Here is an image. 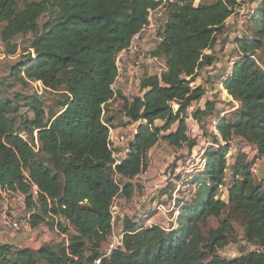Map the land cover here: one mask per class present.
<instances>
[{"label":"trees","instance_id":"1","mask_svg":"<svg viewBox=\"0 0 264 264\" xmlns=\"http://www.w3.org/2000/svg\"><path fill=\"white\" fill-rule=\"evenodd\" d=\"M242 1L202 0L198 6L196 0L168 2L162 42L152 52L153 58L165 61L166 69L161 76L142 78V95L126 100L124 113L139 127L126 159L116 164L119 149L111 144L107 115L122 97L114 89L120 76L117 59L148 25L150 12L161 0H0L1 41L33 37L30 54L12 66L11 78L64 93L62 111L50 116L38 98L15 95L33 114L20 126L15 115L20 106L7 98L5 83H0V199L4 193L26 195L32 228L46 225L66 235L67 223L77 234L67 246L33 250L0 245V264H264V187L244 155L232 168L227 160L236 138L255 147L264 159V69L256 60L264 49V0L250 18L251 38L235 41L241 58L232 77L223 82L239 106L230 116L218 117L216 146L207 149L204 171L190 182L197 187L195 195L178 205V228L166 231L160 225L129 223L122 248L109 257L101 254L113 229L114 201L132 196V181L146 170L150 151L161 141L175 148L196 146L187 135L186 119L206 91L192 85L203 69L214 65L206 52L215 48ZM44 16L50 18L41 31ZM7 53L16 55L17 47ZM215 109L207 102L193 117L202 122ZM158 121L164 125L157 127ZM228 170L234 182L226 202L218 197ZM227 210L229 217L221 221ZM236 213L246 221L247 241L259 251L226 260L219 250L235 241L231 219ZM210 219L220 228L205 236Z\"/></svg>","mask_w":264,"mask_h":264},{"label":"rangeland","instance_id":"2","mask_svg":"<svg viewBox=\"0 0 264 264\" xmlns=\"http://www.w3.org/2000/svg\"><path fill=\"white\" fill-rule=\"evenodd\" d=\"M40 0H29V2H39ZM173 1V0H172ZM212 0H203V2H211ZM259 0H243L241 6L236 9V13L231 17L225 25L223 34L218 36L217 44L212 51L206 54L214 59V65L205 68L199 73V77L192 86H202L206 95L203 98L208 102H213L216 106L215 112L198 122L193 113L197 109L196 103L193 104L194 109L189 110V118L186 121L187 135L190 141L195 142L196 146L190 149L188 145L181 148H175L166 141H161L151 151L147 158L146 170L138 176L134 181V191L130 198L119 196L115 200L116 216L110 236L106 243L102 245L101 254H108L111 244L121 240L124 236L126 227L130 224L143 225H160L166 231L178 228L179 207L182 203H187L197 190L194 184L190 185L195 177L201 174L204 169V154L208 148L216 146L213 140L215 129L217 127L218 117L224 113L235 111L232 101L220 89L219 77L224 73L233 70L234 63L241 56L235 44L236 39L243 36L251 38L252 29L250 18L253 12L258 9ZM202 0H196L195 5L198 6ZM49 16H44L40 20V30L49 21ZM4 26L0 27V35ZM33 37L19 36L10 43L4 44L0 38V83H5L7 89V98L14 100L16 106H20L15 115L19 118L20 126L26 119H33V114L26 107L24 99L15 100V95L26 97H36L45 105V111L48 116L62 111L60 103L64 101L63 92H52L42 90L36 82L20 83L11 78V68L17 62L27 58L30 54V46ZM154 41L136 40L133 43L131 52L128 51L119 60L120 79L114 86L118 96V100L112 103L108 110L107 120L110 121L111 129L119 130L118 138H125V143L120 153L126 151L127 146L133 142L138 131L139 123L133 125L125 118L124 105L126 100L140 96L138 87L139 81L147 76L159 75L165 71V61H151V47ZM14 46L17 47V53L14 56L8 55V50ZM137 48V50H135ZM33 53V52H32ZM256 60L264 69V49L257 53ZM238 108V107H237ZM236 108V109H237ZM178 106L174 105L176 111ZM233 110V111H232ZM230 116V114L228 115ZM163 122H156L157 127H162ZM176 127L173 129L175 131ZM170 133H163L168 135ZM115 134V132H114ZM113 134V135H114ZM112 135V136H113ZM225 144H222L224 146ZM114 146V143H112ZM232 149L227 157L229 168L237 166L240 156H245L247 164L251 166L254 178L258 184L264 187V159H259L258 151L255 147L249 145L240 138H236L231 142ZM116 157L119 158V154ZM122 156V154H121ZM125 160L126 158H122ZM228 168V169H229ZM234 182L233 173L228 170L224 186L220 190L218 199L228 202L229 188ZM158 186V188H156ZM139 208V209H138ZM230 215L227 210L221 218V221L227 219ZM12 219L19 220L23 225L29 224L30 213L28 206L25 208L17 201L15 194L3 195L0 199V245L19 246L18 249L43 248L44 246H54L58 244L69 245L70 241L76 236L75 229L69 224L65 225L69 228L66 235H60L57 230H52L46 225L39 228H32L31 225L22 227L19 232H13L5 228L3 221ZM235 229V237L231 244L224 249L219 250V255L226 260L237 259L251 252L259 251V247L249 243L246 239V221L239 214H233L231 219ZM50 224H53L50 221ZM145 227V225H143ZM220 224L217 220L210 219L204 225V235L207 236L211 230H217ZM17 248V247H16ZM87 254H90L88 250Z\"/></svg>","mask_w":264,"mask_h":264},{"label":"built area","instance_id":"3","mask_svg":"<svg viewBox=\"0 0 264 264\" xmlns=\"http://www.w3.org/2000/svg\"><path fill=\"white\" fill-rule=\"evenodd\" d=\"M172 2V0H161V3H160V6L156 9V10H153L150 12V15H149V23L148 25L143 29V31L138 34L132 41V44L130 46V48L128 50H125L123 51L122 53H120V55L118 56V59H117V65L119 67V60L120 58H122V56H124L126 54V52L130 51L134 48H133V43L134 41L136 40H140L141 38H143V40H152L154 41L152 47H151V51L154 52L158 46L160 45V43L162 42V37L160 35V33L163 32L164 30V27L167 23V12H168V2ZM137 50V48L135 49ZM151 61H158V59L156 58H153L151 59ZM120 69V68H119ZM232 72L233 70L231 71H228L227 73H224L222 76H221V79H220V86L223 87V82L230 79L232 77ZM120 79V76L119 78ZM118 81V80H117ZM40 88L42 90H45L44 86L41 84V83H37ZM238 107V106H236ZM235 110V109H234ZM126 117V115H125ZM127 118V117H126ZM129 122L133 125L137 124V123H133L129 120ZM112 132L110 133V137L112 136L111 135ZM119 139V138H118ZM112 141V139H110ZM119 142L121 144H124L125 143V138L122 137L119 139ZM36 144H38V140H36ZM126 152L128 153V150H129V145L127 146L126 148ZM37 151V149H36ZM115 156V159H116V164H120L122 161H124L123 159H120L118 157H116V154L114 155ZM27 175V173H26ZM158 188V186L156 187ZM8 193H4L3 195H6ZM12 194V193H10ZM16 195V198H17V201L21 203V205L25 208L27 206L26 204V195H23V194H20V193H13ZM33 194L34 196H37L38 195V189L37 187H33ZM115 216H116V206H115V201H114V204L112 206V217H113V225H114V220H115ZM3 224L5 226V228L7 229H10L12 230L13 232H19L22 227H27V226H30V224H25L23 225V223H21L19 220H12V219H7L5 218V220L3 221ZM123 246V238H121V240L117 241V242H114L113 244H111L110 246V249L108 251V254H105L104 256L105 257H109L114 251L116 250H119L120 248H122Z\"/></svg>","mask_w":264,"mask_h":264},{"label":"crops","instance_id":"4","mask_svg":"<svg viewBox=\"0 0 264 264\" xmlns=\"http://www.w3.org/2000/svg\"><path fill=\"white\" fill-rule=\"evenodd\" d=\"M158 76H161V74H159ZM118 81H121V79H118ZM117 81V82H118ZM117 84V83H116ZM198 86V85H197ZM197 86H195V87H197ZM138 87H139V90H140V81H139V84H138ZM220 89H222L223 91H224V93L227 95V98L228 99H230L229 100V102L230 101H232L233 103H232V106L231 107H234L235 106V108H236V106H239V104L237 103V102H235L234 100H233V98L222 88V87H220ZM142 94H140V96H141ZM205 97V96H204ZM128 101H132V100H128ZM207 102H208V100L206 101V100H204V99H202L199 103H196V105H197V109H196V111L197 110H199V109H205V106H206V104H207ZM195 104V103H194ZM234 108V109H235ZM194 109V106L192 105V107L189 109L190 111L191 110H193ZM233 109V110H234ZM189 110H188V113H189ZM232 110V111H233ZM195 111V112H196ZM194 112V113H195ZM230 114V112H228V113H224V115H222V116H220V118H223V117H225V116H227V115H229ZM189 114H188V116H187V119H186V121L188 120V118H189ZM126 118V117H125ZM175 131H176V129H175ZM111 132H112V134L111 135H113L114 134V132H115V134L113 135V136H111L110 137V139H112V141H111V144L112 143H114V146H113V148L114 149H119V150H121L122 148H123V144H121L120 142H119V139L117 140V136H118V134L120 133L119 132V130H113V129H111ZM137 132V131H136ZM137 134V133H136ZM119 153H120V151H119ZM121 154H122V156H121ZM150 156V154H148V157ZM127 157V152L126 151H124V153L122 152V153H120L119 154V158L120 159H122V158H126ZM139 209V208H138ZM143 225H145V228H150V227H152V226H154V225H152V226H149V224L147 225V222L145 223H143ZM155 225H157V224H155ZM15 247H17V248H20L19 246H15ZM30 249H33V250H39V248H30Z\"/></svg>","mask_w":264,"mask_h":264}]
</instances>
